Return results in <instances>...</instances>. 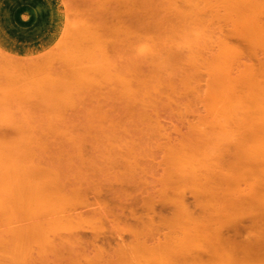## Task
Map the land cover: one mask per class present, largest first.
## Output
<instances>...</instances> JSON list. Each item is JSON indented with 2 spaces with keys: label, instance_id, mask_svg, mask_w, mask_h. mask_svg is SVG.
Listing matches in <instances>:
<instances>
[{
  "label": "bare ground",
  "instance_id": "1",
  "mask_svg": "<svg viewBox=\"0 0 264 264\" xmlns=\"http://www.w3.org/2000/svg\"><path fill=\"white\" fill-rule=\"evenodd\" d=\"M108 1L123 6L130 20L120 27L99 23V28L87 20L74 25L70 51L62 57L83 68L71 73L70 83L61 74L64 82L58 78L54 86L60 90L58 101L68 100L67 92L91 88L101 77L116 82L130 113L127 119L143 116L158 103L171 104V95L197 89L194 80H185L183 88L174 86V71L185 62L182 80L200 71L208 74L211 85L203 101L216 118L197 129L199 142L175 143L167 136L163 145L139 144L134 138L142 139L144 130L137 124L126 123L118 139L107 133L71 135L63 142L23 128L28 133L11 144L21 159L10 176L16 196L0 200V206L21 212L27 223L13 227L11 244L0 247V264H264V60L257 68L250 61L242 64V52L222 36L215 39L216 54L206 58L213 41L206 38L203 20H197L202 8L189 0L182 8L158 0ZM202 1L204 8H222L232 33L247 44L246 59L252 60L258 50L264 53V0ZM7 17L0 6V46L11 52L0 65L13 76L42 71L44 60L28 63L17 56L25 53L21 40L37 49L54 39L57 15L50 1L30 5L29 20L35 26L22 37H11L15 29ZM192 28L200 30L192 36ZM179 45L187 55L178 53ZM111 51L121 62L110 58ZM148 58L147 74L142 64ZM38 83L32 84L35 95L29 92L36 99L47 93ZM15 94L5 107L32 105L28 91ZM43 96L41 100L48 99ZM88 137H95L89 140V152L99 165L73 169L72 159L81 158ZM50 151L55 163L47 160ZM102 154L122 155L125 161L118 166ZM158 154L167 159L163 166L155 162ZM71 168L72 173L91 175L69 177ZM19 215L12 217L18 222ZM124 234L130 238L127 243Z\"/></svg>",
  "mask_w": 264,
  "mask_h": 264
},
{
  "label": "rangeland",
  "instance_id": "2",
  "mask_svg": "<svg viewBox=\"0 0 264 264\" xmlns=\"http://www.w3.org/2000/svg\"><path fill=\"white\" fill-rule=\"evenodd\" d=\"M158 1H162L163 3H171V5L175 8H182L186 3H188L189 5L191 3L197 4L202 8V11L199 12V17H197L198 19H196L199 20L198 22L203 20V22H201L203 23V26L206 30V38L213 41V46L209 48L208 52L205 54V57L207 54L209 55V53L211 56L216 54L218 48L215 39L219 38V36L221 38L222 36V38H227V40L229 41L228 44L231 47L236 49L238 48L242 52L241 63H246V61L247 63H249L250 61L251 65L254 68H257L258 65L264 60V53L259 50L256 52V56L252 60L246 59L247 51L245 50V45L247 44L243 42L241 38L232 33V24L231 22L230 24H228L229 21L226 19V16L224 15L225 13H222L224 11L221 10V7V9H215L216 6H211L215 7L214 9L210 8L209 6L204 8L201 5L206 3H204L202 0H189V2L186 3H184V1L186 0ZM58 5L61 15V29L57 41L51 47L40 53H35L26 57L17 56L19 57V60H25L28 63H34L39 59L44 60L45 62L43 63L44 66L42 68V71L41 69H38L37 71L32 72L33 74L28 73L29 75H27L29 77L20 73V75L13 76L12 73L8 72V70L4 68L3 64L0 65V200L6 199L9 196L12 197V195L16 196L10 176L11 172L15 170L16 167H19L18 165L20 164L21 159L19 156V149L15 148L14 145L11 146V144H15V142L19 140L23 134L28 133L27 131L25 133L22 132L23 128H25L26 126H30V128L32 129L30 133L33 135L42 133L47 135L46 137H48V139L50 138L49 136H51V140H56L55 142H63L68 136L71 135L97 136L98 134L99 136V134L107 135V133L108 135H112L115 139H118L120 132L125 128L124 125L126 123L137 124L139 128L144 130V136L142 137V139L138 138L137 136L134 138L139 144L149 141L156 145H163L167 141V136L170 141L175 143L179 141L199 142L201 139L196 136L197 129H199L202 125L207 127L208 125H210L209 123H212L216 118L211 115L210 112H208V104L206 100L203 101L205 92L208 89L207 87L211 85L210 80H208V74H206L205 71H200L199 75L198 73L197 76L194 77L192 75H188V78L182 80L181 78H185V75L187 76V74L183 73L184 70L181 69L183 68L185 62H182V65L177 63V65H181V70L177 69V71H179L180 73H177L176 70L174 72L175 74H177L178 78L179 75H181L182 77L180 76L181 78H179L181 79L180 82L178 81V78L177 80L174 79L177 77L176 75H174L176 77L172 76L174 79V86L181 87L185 84V80H194L195 82L191 81V83L193 82L194 85H196L195 87H197V89H189L186 93L183 89L184 92L182 90L178 94L171 95V104L162 105L161 103H158L156 105L158 109L155 108L152 110H148V113L143 116H138L136 114L137 116H129L130 119H127L128 117L126 115L130 113H126L123 105L124 99L118 91L119 88L115 84L116 82L110 80L104 81V79L101 77H96V83L94 82L91 88L88 87L84 89L82 87V90L80 89L78 92H73V94L67 92V94L69 95V99L58 101L59 99H57V97L60 96V90L57 91L54 88L57 82H60L62 80L61 78L63 75H65V77L66 75H68L66 77L68 81L67 83L72 82L71 79L69 80V76L71 75V73L81 67L83 68V65L79 66V63H77L78 65H76V67L74 63L71 62L69 56H67V59H65L66 56L62 57L64 55L63 53L70 51L68 49H70L69 46L71 45L70 39L73 38L71 34L73 28L75 27L74 25H76L79 21H81V23H84L85 20H87L86 22L88 23L90 21V24H93L92 22L95 21L98 24L99 28H101V25L105 26L108 24H114L115 26L120 27L123 20L125 22H128L130 20L129 12L125 11L123 6H121L119 3L109 2L108 0H58ZM209 5L215 4L213 3ZM211 10L213 11V13L211 12ZM209 12L211 13V15ZM200 13H203V16L200 15ZM218 14L220 16H218ZM201 17L202 19H199ZM118 19H120V21ZM171 19L173 21L175 18ZM262 19L264 20V14L262 15ZM99 23L101 25H99ZM199 24L201 25V28L200 26H198V28L202 29V24ZM196 28L195 30L192 28V36L195 35H193L194 31H196L195 33L197 34V32L200 30H196ZM176 50H178V53L187 55L186 47L179 45ZM111 54L112 55L110 56V58L116 57L115 61L119 63L121 59L117 58V56L115 55L113 56V52ZM143 56L148 57V55L145 53L143 54ZM8 57V54L0 49V62L5 61V59H7ZM206 58H208V56ZM151 64L152 63L151 61H149V58L142 64L144 65L143 68H145V71L142 69L143 73H145L146 71L147 74L149 73ZM71 65H73L74 67ZM87 66L88 65L86 64V67ZM174 68L176 69L175 66ZM60 75L61 77H59ZM167 75V71H164L163 76H166L165 79L168 78L169 75ZM14 78L16 79L15 81ZM58 78H60V81ZM196 78L198 79L195 80ZM35 79L36 81L38 80V82H41L40 87H45V90H47V93L43 92V94L45 93L44 95H47L48 99L41 100V96L43 95H38V93L37 95L39 97L36 95L38 97L37 99L35 98V96H32V94L35 95L33 91V89L35 88L32 86V84L37 85L38 83L35 81ZM112 79L113 78H111V80ZM259 80L261 81L262 79ZM62 81L64 82V79ZM177 81L180 82V84ZM24 84L28 88L27 90L25 86L23 87ZM166 85L167 84L164 83V87H167ZM51 87H53V89H51ZM92 87L95 88L93 89ZM181 88H183V86ZM22 90L28 91L29 97L27 99L30 100V103H35L34 105L33 103L32 105L30 104L31 109H29V103H27L25 109H9L8 106H4L5 102L8 99L12 100L11 98H13L14 96L11 95L12 93H21ZM30 91H33V93L29 94ZM164 95L165 97H163L162 95V98L167 97V94L164 93ZM37 100H39L38 103L40 106L36 104ZM39 107L42 109L41 111ZM36 126H39L40 129L42 128L43 131H41L40 129L38 130V127ZM52 136L54 139H52ZM92 138L95 137H88V141L84 143V147L80 153L81 158L76 159L73 157V169L74 167L81 168L99 165V162L97 160L91 159V153L89 152V140ZM53 153V151H50L47 154L48 156H50L47 160L55 163L54 161L56 159L52 158ZM102 156L105 157V161L110 160V162L113 163L117 162L118 164L116 165L118 166H122V163L125 161V157L122 155L102 154ZM156 157L157 158L155 159V162H159V165L163 166L165 160H167L165 156H163V154H158ZM72 168L70 170L71 173L69 174V177L78 175L77 172L72 173ZM90 175L91 174L89 173V171H86L85 173L79 174L78 177L87 178ZM242 187V189H245V186ZM9 192H11V194H9ZM188 200L192 202V198L190 196L188 197ZM0 208V247H3V245H6L5 243L7 241H11L13 237L12 229L17 227V225L23 224L24 221L23 214H21V212L17 210L13 212L14 214H20V217H17V222V220L12 217L13 213L8 208L5 209V207L2 206H0ZM24 223H27V221ZM106 226L108 227V225H105L106 230L109 229V227L107 228ZM86 234L89 236L90 232H87ZM243 234L246 235L245 233ZM123 237L124 243H127L130 239L127 234H124ZM9 244H11V242H9Z\"/></svg>",
  "mask_w": 264,
  "mask_h": 264
},
{
  "label": "crops",
  "instance_id": "3",
  "mask_svg": "<svg viewBox=\"0 0 264 264\" xmlns=\"http://www.w3.org/2000/svg\"><path fill=\"white\" fill-rule=\"evenodd\" d=\"M46 0H0V6L3 7V10L7 13V21L10 23L13 22L14 29L12 32L11 37H22L25 33L29 34L31 30L34 28V24L31 23L29 20L30 17V5H34L35 7L40 6V4ZM52 7L54 8L56 15H57V23L56 28L53 30V37L49 43L46 45L40 44V48H35L33 46H30V43L28 40H21V44H26L25 53L20 54L18 56L26 57L33 55L35 53H40L49 47H51L58 39V35L61 29V15H60V9L58 5V0H49ZM24 21V22H23ZM19 22V26H18ZM33 24V26H32ZM18 26V27H17ZM0 49H2L5 53H11L10 51H7L5 48L0 46ZM14 54V53H13Z\"/></svg>",
  "mask_w": 264,
  "mask_h": 264
}]
</instances>
